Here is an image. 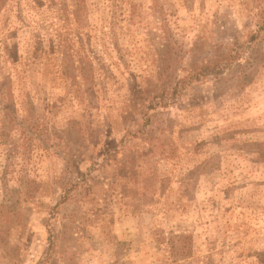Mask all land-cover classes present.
<instances>
[{
	"label": "rangeland",
	"instance_id": "374dc122",
	"mask_svg": "<svg viewBox=\"0 0 264 264\" xmlns=\"http://www.w3.org/2000/svg\"><path fill=\"white\" fill-rule=\"evenodd\" d=\"M261 13L0 0V264H264V45L242 89L172 88Z\"/></svg>",
	"mask_w": 264,
	"mask_h": 264
},
{
	"label": "trees",
	"instance_id": "16d2710c",
	"mask_svg": "<svg viewBox=\"0 0 264 264\" xmlns=\"http://www.w3.org/2000/svg\"><path fill=\"white\" fill-rule=\"evenodd\" d=\"M260 45H264V16L262 13L254 24L253 31L244 42H235L229 46L226 43L217 45L209 58L201 60L199 64L196 62L190 64L188 70L186 69V75L174 84L173 90L179 94L189 83L208 75L223 82L231 81L238 89H242L251 82L254 66L260 62V57L255 52L256 47ZM167 84L171 86V80ZM49 239L51 245V235Z\"/></svg>",
	"mask_w": 264,
	"mask_h": 264
}]
</instances>
